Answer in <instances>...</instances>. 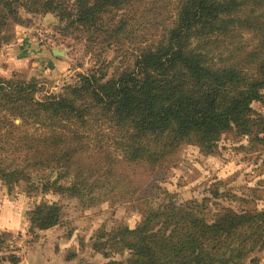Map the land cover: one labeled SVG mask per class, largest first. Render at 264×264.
Returning a JSON list of instances; mask_svg holds the SVG:
<instances>
[{"label":"trees","instance_id":"1","mask_svg":"<svg viewBox=\"0 0 264 264\" xmlns=\"http://www.w3.org/2000/svg\"><path fill=\"white\" fill-rule=\"evenodd\" d=\"M19 10L54 15L96 64L45 99L40 83L0 80L7 187L52 174L42 188L69 180L73 196L81 187L137 189L160 179L184 145L213 156L226 136L263 142L252 104H264V0H0V24L20 23ZM107 53L117 61L111 74ZM136 203L134 228L95 235L106 264H254L264 250V209L248 201L234 210L159 191ZM62 214L41 200L28 231H48ZM5 237L0 264H17L4 256Z\"/></svg>","mask_w":264,"mask_h":264},{"label":"rangeland","instance_id":"2","mask_svg":"<svg viewBox=\"0 0 264 264\" xmlns=\"http://www.w3.org/2000/svg\"><path fill=\"white\" fill-rule=\"evenodd\" d=\"M19 16L20 23L3 20L0 24V80L40 83L42 90L37 96L45 99L96 64V59L85 53L82 41L59 33L54 15L31 16L19 10ZM103 57L111 62V74L117 63L114 54ZM252 107L264 118V104L253 103ZM263 144L264 140L249 144L247 137L226 136L213 156L184 145L160 179L137 189L134 185L81 187L84 195L73 196L69 195V180L42 188L55 179L52 174H46L41 183L34 178V186L19 183L7 187L0 181V209L12 211L20 223L19 232L0 230L8 244L4 256L16 255L19 262L30 264H106L104 250L92 247L97 231L134 228L141 219L136 202L150 199L159 191L175 195L178 202L207 198L211 204L239 210L248 201L264 209ZM127 189L130 193L122 196ZM41 200L61 207V222L48 231L30 233L28 213ZM256 254L254 264H264V250Z\"/></svg>","mask_w":264,"mask_h":264},{"label":"crops","instance_id":"3","mask_svg":"<svg viewBox=\"0 0 264 264\" xmlns=\"http://www.w3.org/2000/svg\"><path fill=\"white\" fill-rule=\"evenodd\" d=\"M9 213L12 215H10ZM19 227H20V223H18L16 219V215L14 219V213L12 211L9 212L7 210L0 209V230L1 231L19 232ZM256 257H258L257 254L253 256L254 263L256 261Z\"/></svg>","mask_w":264,"mask_h":264},{"label":"water","instance_id":"4","mask_svg":"<svg viewBox=\"0 0 264 264\" xmlns=\"http://www.w3.org/2000/svg\"><path fill=\"white\" fill-rule=\"evenodd\" d=\"M4 264H12V263H10L8 260H6L5 262H4ZM17 264H30V263H24V261H22V262H18Z\"/></svg>","mask_w":264,"mask_h":264}]
</instances>
